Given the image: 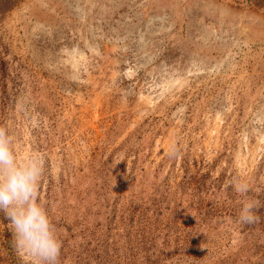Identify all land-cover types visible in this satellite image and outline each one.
I'll return each mask as SVG.
<instances>
[{
	"label": "rangeland",
	"instance_id": "rangeland-1",
	"mask_svg": "<svg viewBox=\"0 0 264 264\" xmlns=\"http://www.w3.org/2000/svg\"><path fill=\"white\" fill-rule=\"evenodd\" d=\"M0 127L58 264H264V0H0Z\"/></svg>",
	"mask_w": 264,
	"mask_h": 264
},
{
	"label": "clouds",
	"instance_id": "clouds-1",
	"mask_svg": "<svg viewBox=\"0 0 264 264\" xmlns=\"http://www.w3.org/2000/svg\"><path fill=\"white\" fill-rule=\"evenodd\" d=\"M46 160L40 152L18 159L13 139L0 127V212L10 222L17 255L30 264H58L62 242L49 213L39 198ZM237 192H247L248 185L234 181ZM254 205L245 203L241 223L252 224L257 217Z\"/></svg>",
	"mask_w": 264,
	"mask_h": 264
}]
</instances>
